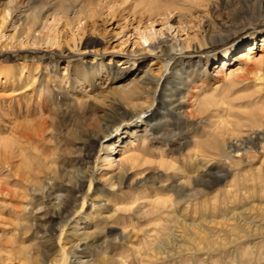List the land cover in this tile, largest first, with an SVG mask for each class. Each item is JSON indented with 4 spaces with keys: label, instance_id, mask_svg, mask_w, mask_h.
<instances>
[{
    "label": "rangeland",
    "instance_id": "rangeland-1",
    "mask_svg": "<svg viewBox=\"0 0 264 264\" xmlns=\"http://www.w3.org/2000/svg\"><path fill=\"white\" fill-rule=\"evenodd\" d=\"M87 2H89L88 8L83 6ZM149 5L164 11L159 10L160 14L149 15V11H146ZM33 6L39 7L40 15L29 21L25 16L30 13ZM150 21L153 27L162 30L164 35L178 36L184 45L159 51L157 58L152 52L142 49L138 44L136 28L148 26ZM166 23H169L171 28L165 29L163 24ZM253 39L256 46L264 43V0H0V122L2 125L6 124L3 125L4 128L11 127L16 121L15 118L20 119L13 115L18 112V108L24 109L29 105L35 107L37 100H40L45 108L51 103L64 108L75 96L81 97L83 93L90 96L96 93V97L100 99L99 105L105 106L109 103L111 92L115 87L129 82L152 60L169 62L173 66L171 72L168 71L166 75L165 88L170 90L168 94H171L169 97H163L166 103L177 104L178 98H186L189 104L184 105L183 109H189L194 106L191 95L197 89L201 90L202 94L210 93L212 83L215 81L220 82L219 90L223 89L232 77L229 76L227 68L237 63L238 51L252 43ZM89 41H96V44L87 46ZM131 50L134 52L126 54V51ZM260 52H256V57ZM126 56L129 60L123 63ZM108 65L111 71L104 75L103 70ZM259 73L263 75L261 71ZM257 83V80L249 79L236 86L234 91L248 92L256 88ZM100 89L104 90L101 94L98 93ZM98 108L101 110L100 107ZM166 109L168 107H160L154 112L150 121L158 126L154 125L152 129L154 132L160 129L186 136L194 134L202 136L214 130L215 116L212 110L201 114L194 113L192 118L172 116L168 118L167 125H164L160 116ZM99 110L96 111L97 118L110 129L120 121L119 117L112 114L104 115L105 112L110 114L107 110L104 114ZM78 115V118L85 123L91 117L86 105L80 109L69 106L66 114H62L67 128H63L59 120L54 122L56 129H60L58 135L63 146L68 147L63 149V152L74 151V147L78 149L83 142L82 131L75 122V117ZM232 143L238 144L239 141L233 140ZM238 146L242 148L243 144ZM87 151L88 147H85L81 150V154ZM65 155L67 154L62 155L63 165L67 166ZM75 155L79 156V153ZM240 159L241 161L236 165H229L226 160L218 165L214 160H209L207 171L209 170L211 174L220 169L224 175L219 183L213 185L212 177L207 176V180L210 181L209 188L204 194L191 200V203H196L195 206L198 208L200 205H207L208 224L205 220L204 230L200 236L211 239L215 237L216 239H212L214 242L224 241L225 249L222 247L215 251L210 246L206 250L204 241L201 244L199 238L195 239L196 242L187 239L189 248L183 250L184 254L181 256L173 257L172 264H215V260L218 261L217 264H242V259L248 255L244 254L246 244L248 248L246 251L252 250V258L255 257L250 264H264V257L261 260V257L255 255V252L259 251V245L264 244L262 242L264 239L261 240L262 243L258 241L254 246L252 242L245 243L243 238L235 240L241 241V244L238 241L236 246L229 244L227 240L229 230L240 232L243 226L248 225L246 227L248 230L260 227L264 229V216L256 211L264 205V184L259 186L255 181L256 174L264 178V155L254 157L243 155ZM150 160L155 163H144L139 166V170L151 171L156 167L161 173L159 179L167 182L177 179L180 172L176 169L182 166L189 167L188 159L178 154L169 156L160 167L156 165L159 158ZM87 166V163H83L77 172L87 171ZM12 176V172L0 169V181L7 189L0 190V264H46L53 259L58 260V264H72L68 255L66 260L62 261L57 249L58 245H61L66 252L69 251V245L76 240V236L63 235L58 239L56 232L52 239L48 238V236L51 238V234L40 239L41 228L44 224L49 226L48 221L42 216L43 211L36 212V216L35 214L32 216L26 211L16 209L20 206V202L11 193L15 187L17 189ZM168 176L170 178H167ZM157 181H147L144 186L123 185L116 188L112 194L97 192L93 196L108 200L112 198L113 201L119 202L126 201L127 195L131 193L143 195L144 191H148L152 183L155 182L156 185ZM85 184L83 190L87 187V183ZM161 191L166 195H173V192L167 188H162ZM244 191L246 194L243 193ZM93 192L94 190H91V194ZM229 193L234 196H229ZM52 195L60 197L62 193L54 191ZM214 203L215 206L212 205ZM192 208L193 206L185 217L189 222H199V211L194 213ZM81 209L82 215L89 211L87 205ZM212 216L216 219L213 220ZM222 217L226 219L223 220ZM96 218L94 216L95 220ZM119 222H111L109 225L117 227ZM54 223L66 224L63 218L56 219ZM225 228H229L228 231ZM204 231L209 233L205 234ZM112 236L114 235L111 233H105L100 236L96 244L104 246L113 256L121 254L124 257L126 251L131 257L135 255L136 247L139 245L136 240L126 246V238L121 240ZM185 240L182 238L179 242ZM96 244L87 248L80 245L76 255L100 257ZM195 244L201 245L202 250L195 251ZM24 252L30 255V261L24 259ZM187 255L190 256L188 262L184 260ZM234 255L236 262L230 260ZM42 258H45L46 262L42 263Z\"/></svg>",
    "mask_w": 264,
    "mask_h": 264
},
{
    "label": "bare ground",
    "instance_id": "bare-ground-1",
    "mask_svg": "<svg viewBox=\"0 0 264 264\" xmlns=\"http://www.w3.org/2000/svg\"><path fill=\"white\" fill-rule=\"evenodd\" d=\"M87 5L89 2L83 6L88 8ZM60 7L62 6L60 5ZM159 10L162 9L149 5L146 11L152 15L159 13ZM39 15V7L33 6L25 17L27 20H34ZM163 27L171 28L169 23L163 24ZM136 31L138 44L142 49L152 52L156 58L159 51L184 45V42L175 34L167 36L162 30L155 29L151 21L150 25L143 28L137 27ZM95 44L96 41H89L87 46ZM263 47L264 43L256 46L253 39L252 43L239 50L236 57L237 63L227 68L229 76H232L229 82L224 84L222 90H219L220 82H213L211 92L207 94H202V91L198 89L194 91L191 95L194 106L189 109H183V106L189 102L186 98H178L177 104L166 103L163 97L171 95L168 94L170 90L165 88L166 75L168 71L171 72L173 66L169 62L162 63L158 60H152L150 64L143 66L141 71L126 84L115 87L111 92L109 103H106L105 106L99 105L98 100L100 99L96 97V93L90 94V96L83 93L81 97L75 96L71 99V102L69 101L70 103L66 104L67 106L65 105L64 108H59L54 103L45 108L40 100H37L35 107L31 105L24 109L19 107L18 112H13V115L20 119L15 118L16 121L12 123L11 127L4 128L5 123L2 125L0 122V169L12 172L14 176L12 177L17 189L15 187L11 193L20 202V206H17L16 209L26 211L32 216L36 212L43 211L42 216L48 221L49 226L41 225L40 239H44L49 234H51V238L50 236L48 238L52 239L56 232H58L56 236L58 239L63 235L76 236V240L70 243V249L67 252L63 246L57 243V251L62 256L61 260L65 261L68 255L72 264H165L166 262L172 264L173 257L181 256L184 254L183 250L189 248L188 240L193 242L196 238L201 240V244L204 241L206 250L210 246L215 251L222 247L225 249L224 241L216 240L217 242H214L212 239L215 237L211 239L200 236L204 230L203 223L208 218H206L207 205L203 204L198 208L195 206L196 203H191V200L204 194L209 188L210 181L207 180V176L212 177L211 184L213 185L219 183L224 175L220 169L210 174V171H207L209 160H214L218 165L223 164L224 160L229 165H236L241 161L240 157L243 155L247 157L264 155ZM257 51L261 52L256 57ZM133 52V50L126 51V54ZM124 59L123 63H127L129 60L127 56ZM106 67L103 70L104 75L111 71L109 65ZM259 71L263 73V77ZM249 79L257 80L256 88L244 93L234 91L236 86ZM103 91L100 89L98 93L101 94ZM85 105L87 112L91 115L88 122L85 123L79 119V115L75 117L76 125L82 131L83 142L80 144L79 150L74 147V151L63 152L62 150L68 149V147L63 146L58 135L60 129H56L54 122L59 120L64 126L63 128H67L65 119L62 118V114L67 112V107L72 106L80 109ZM166 106L168 109L161 112L160 116L164 125H167L168 118L172 116L192 118L194 113L201 114L204 111L212 110L215 116L214 130L208 131L202 136L200 134L186 136L182 133L164 132L160 129L154 132L152 129L155 124L150 123L151 118L157 109L167 108ZM97 110L102 114L107 110L110 114L105 112L104 115L112 114L119 117L120 121L110 129L97 118ZM66 132L68 133V129ZM233 140L239 141L238 144H243V147L239 148L238 144H233ZM85 147H88V151L81 154V150H84ZM78 153L79 156L75 155ZM64 154H67L64 157L67 166L63 165L62 155ZM173 154L188 159L189 165V167L182 166L176 169L180 172L177 179L169 182L162 181L159 179L161 173L156 167L151 171L139 170V166L144 163H155L150 160L152 158H159L156 165L160 167L166 162L165 159ZM83 163L88 164L87 171L79 170L81 172H77ZM255 176L256 183L262 186L264 184L262 175L256 174ZM154 180H158L157 184L152 183L143 195L131 193L126 196V201L119 202L113 201L112 198V200H108L93 196L97 192L106 195L112 194L116 188L123 185L144 186L145 182ZM85 183H87V187L83 190ZM162 188L172 191L173 195L162 193ZM0 190H7L1 181ZM91 190H94L93 194H91ZM54 191H60L62 195L53 197ZM229 196L233 197L234 194ZM84 205H87L89 211L82 215L81 208ZM212 205L215 206V203ZM192 206L194 213L199 211V222H189L185 217ZM254 206L256 207V205ZM256 211L264 216V205L263 208ZM94 216L97 217L96 220ZM60 218L65 220V225L54 223L56 219ZM214 219L216 218L214 217ZM111 222H119L120 226L109 225ZM225 224H227L226 221ZM246 227L243 226L240 232L229 230L227 233L228 243L236 246L235 244L240 240L237 242L235 240L239 238H243L245 243L248 241V244L252 242L253 246L258 241L264 243V241L261 242L264 239V229H260L261 227L252 229V232ZM228 229L225 228L226 231ZM220 230L222 229L220 228ZM205 231V234L209 233ZM105 233H111L115 238L121 240L126 238V246L136 240L139 245L136 247L135 255L131 257L130 253L126 251V257L121 254L113 256L104 246L97 245L96 242ZM182 238L186 240L179 242V239ZM251 238L254 239L251 240ZM93 244L98 246L100 257L76 255L80 245L87 248ZM194 247L195 251L202 250V246L199 244H195ZM253 248L255 249V247ZM246 250H244V254L248 255L242 259V264H250L252 259H255V257L252 258L253 251ZM258 250L255 255L258 258L261 257L262 260L264 244L259 245ZM23 256L24 259L31 260L27 252H24ZM45 260L42 258L41 262L44 263ZM184 260L188 262L190 256L187 255ZM200 260L202 259L200 258ZM230 260L236 262V256H231ZM260 262L262 263V261ZM58 263V260L53 259L46 264ZM217 263L218 261L215 260V264Z\"/></svg>",
    "mask_w": 264,
    "mask_h": 264
}]
</instances>
